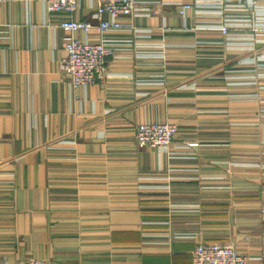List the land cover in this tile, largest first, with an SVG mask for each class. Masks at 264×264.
<instances>
[{
	"label": "crops",
	"instance_id": "1",
	"mask_svg": "<svg viewBox=\"0 0 264 264\" xmlns=\"http://www.w3.org/2000/svg\"><path fill=\"white\" fill-rule=\"evenodd\" d=\"M137 1L130 27L76 33L119 49L74 89L67 14L0 0V264H193L200 242L264 256V32L209 28L221 0ZM144 122L178 126L168 151L138 146Z\"/></svg>",
	"mask_w": 264,
	"mask_h": 264
},
{
	"label": "built area",
	"instance_id": "2",
	"mask_svg": "<svg viewBox=\"0 0 264 264\" xmlns=\"http://www.w3.org/2000/svg\"><path fill=\"white\" fill-rule=\"evenodd\" d=\"M43 2L48 12L67 14V17L58 23L65 32L63 41L66 54L61 61V66L74 89L86 88L95 83L97 77L104 74L108 59L116 56L119 49L118 43L111 39L103 37L97 42H92L77 37L76 33L90 34L96 30L104 35L110 31L130 27L131 24L124 23L122 19L127 16H136L140 10L147 9L148 6L147 3L137 0H98L94 13L97 22H92L73 16L80 9L81 0H43ZM216 6L217 13L222 15V18L207 26L220 31L227 40L234 42L240 38L231 32L232 28H248L255 35L264 32V0H234L233 2L221 0ZM193 7V3H182L179 14L186 18ZM229 11H238L252 18L245 16L233 18L225 14ZM263 41L264 39L252 35L250 44L254 45ZM178 129L176 124L169 122L141 123L136 132L137 144L141 148L168 151ZM25 264L55 263L42 258H31ZM193 264H264V256L243 255L231 244L200 242L193 251Z\"/></svg>",
	"mask_w": 264,
	"mask_h": 264
},
{
	"label": "rangeland",
	"instance_id": "3",
	"mask_svg": "<svg viewBox=\"0 0 264 264\" xmlns=\"http://www.w3.org/2000/svg\"><path fill=\"white\" fill-rule=\"evenodd\" d=\"M256 88H257V86H256ZM256 119H258L257 121H261L262 119H264V117L263 116H258V117H256ZM256 123H258V122H256Z\"/></svg>",
	"mask_w": 264,
	"mask_h": 264
}]
</instances>
